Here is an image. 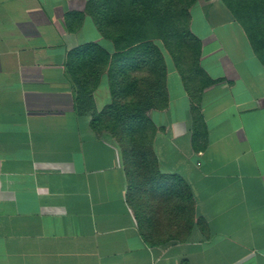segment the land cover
I'll return each instance as SVG.
<instances>
[{"label": "crops", "instance_id": "1", "mask_svg": "<svg viewBox=\"0 0 264 264\" xmlns=\"http://www.w3.org/2000/svg\"><path fill=\"white\" fill-rule=\"evenodd\" d=\"M87 3L0 0V264H264V51L226 0L193 7L212 84L195 104L171 65L169 107L150 117L160 171L189 188L195 224L185 241L165 233L153 245L120 146L92 128L112 99L108 78L77 101L71 53L113 49Z\"/></svg>", "mask_w": 264, "mask_h": 264}, {"label": "trees", "instance_id": "2", "mask_svg": "<svg viewBox=\"0 0 264 264\" xmlns=\"http://www.w3.org/2000/svg\"><path fill=\"white\" fill-rule=\"evenodd\" d=\"M226 1L252 42L264 51V0ZM198 2L88 0L86 15L93 18L113 49L94 44L69 56V71L78 84V103H84L92 93L93 81L108 78L112 99L93 116L92 128L110 134L120 146L130 182V203L142 234L153 245L166 243L169 239L162 238L165 233L185 241L195 224L189 188L160 171L154 152L159 129L150 113L169 107L167 77L171 65L182 76L195 104L212 84L200 65L202 42L191 31V11ZM192 112L198 141L207 129L198 105Z\"/></svg>", "mask_w": 264, "mask_h": 264}]
</instances>
